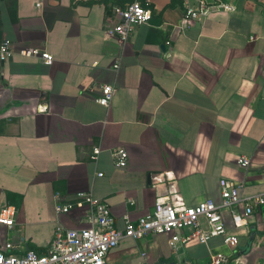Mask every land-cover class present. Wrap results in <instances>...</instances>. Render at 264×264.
Wrapping results in <instances>:
<instances>
[{
  "label": "crops",
  "instance_id": "obj_1",
  "mask_svg": "<svg viewBox=\"0 0 264 264\" xmlns=\"http://www.w3.org/2000/svg\"><path fill=\"white\" fill-rule=\"evenodd\" d=\"M129 1L0 0V45L13 49L0 61V210L15 208L0 246L12 253H45L57 224L84 226L89 206L76 193L105 202L117 228L157 198L219 202L220 179L264 194V0H223L234 8L199 20L184 16L198 0H148L151 19L122 41L111 30ZM103 84L114 88L108 107L96 102ZM117 147L125 168L112 162ZM56 192L75 203L69 212L56 213ZM250 220L234 229L226 217L234 249L219 238L172 247L165 234L124 237L108 264H204L219 251L226 264H264V204Z\"/></svg>",
  "mask_w": 264,
  "mask_h": 264
},
{
  "label": "built area",
  "instance_id": "obj_2",
  "mask_svg": "<svg viewBox=\"0 0 264 264\" xmlns=\"http://www.w3.org/2000/svg\"><path fill=\"white\" fill-rule=\"evenodd\" d=\"M147 1L131 0L123 7H116L118 22L111 32L120 40L126 41L134 25L147 23L152 17ZM233 8L232 4L223 0H214L211 3L198 0L196 6L185 7L184 16L199 20L210 9L232 10ZM18 52L28 56L37 55L46 64H51L53 61L52 55L37 48H23ZM12 55L10 41L4 40L0 45V61L10 59ZM118 66L119 63L113 64L114 68ZM113 91L112 85L103 84L96 102L108 107ZM99 152L98 147L94 148L90 159L96 161ZM110 155L115 167H127L128 153L123 147L113 148ZM237 161L245 168L251 163L246 156H240ZM98 175H102V172ZM219 186V202L204 198L193 205L185 206L175 205L165 197L157 198L152 212L148 211L135 219L129 214H124L122 228H117L111 210L105 202L94 198L90 193H76V199L84 198V202L89 206L84 226L65 227L57 224L45 253L28 249L18 255L11 252L14 246L7 242L0 246V264H108L109 251L115 248L122 238L139 240L156 234L167 235L172 247L191 243L207 245L212 239L219 238L223 245L234 249L238 244V234L228 228L226 217L229 218L234 229L248 228L255 210L264 204V194L244 196L241 193L242 185L227 179H220ZM74 206V202L65 201L61 194L56 192V213H67ZM14 214L13 206L3 207L0 210V225L11 229L14 226ZM227 261L228 255L219 251L210 254L204 264H226Z\"/></svg>",
  "mask_w": 264,
  "mask_h": 264
},
{
  "label": "water",
  "instance_id": "obj_3",
  "mask_svg": "<svg viewBox=\"0 0 264 264\" xmlns=\"http://www.w3.org/2000/svg\"><path fill=\"white\" fill-rule=\"evenodd\" d=\"M149 178V177H148ZM151 212L153 211V207H152V209L150 210Z\"/></svg>",
  "mask_w": 264,
  "mask_h": 264
}]
</instances>
